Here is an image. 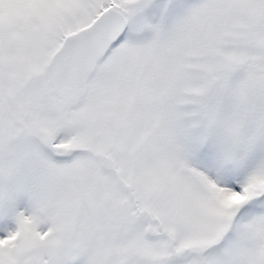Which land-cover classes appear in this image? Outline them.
I'll use <instances>...</instances> for the list:
<instances>
[{
  "label": "snow or ice",
  "instance_id": "6c2138e0",
  "mask_svg": "<svg viewBox=\"0 0 264 264\" xmlns=\"http://www.w3.org/2000/svg\"><path fill=\"white\" fill-rule=\"evenodd\" d=\"M0 264H264V0H0Z\"/></svg>",
  "mask_w": 264,
  "mask_h": 264
}]
</instances>
